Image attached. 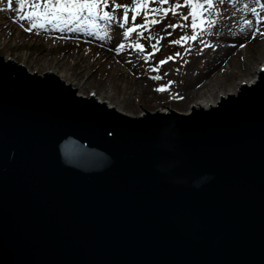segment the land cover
Segmentation results:
<instances>
[{
  "label": "water",
  "instance_id": "water-1",
  "mask_svg": "<svg viewBox=\"0 0 264 264\" xmlns=\"http://www.w3.org/2000/svg\"><path fill=\"white\" fill-rule=\"evenodd\" d=\"M16 66L0 57V264H264V88L133 119Z\"/></svg>",
  "mask_w": 264,
  "mask_h": 264
},
{
  "label": "bare ground",
  "instance_id": "bare-ground-1",
  "mask_svg": "<svg viewBox=\"0 0 264 264\" xmlns=\"http://www.w3.org/2000/svg\"><path fill=\"white\" fill-rule=\"evenodd\" d=\"M117 2L128 3L131 6V0H117ZM245 3L250 7H256L254 0H237L236 3H228L226 0L225 5H220L221 15L215 28L209 29L204 34L203 38H206L204 52L197 53L198 57L196 58L194 55V57L189 56L187 63L184 66L182 65L179 76L176 78L181 81V84L178 85L177 82L175 84L180 91V95L184 99L204 97L203 101H198L192 106L207 109L212 105H217L219 98H225L226 95L230 94H238L243 83L246 85L253 84L261 71H264V34H261L264 33V24L255 23L253 18L255 14L243 8ZM15 5L19 7L16 0ZM152 6L155 7V4ZM0 9H2L0 10V55L5 61L10 60L11 64H16V67L22 64L25 70L37 75L42 74L39 71L44 67L48 68L46 71L60 68L63 74H56L60 75L59 77L64 82L68 83L71 78L78 81V83L69 82L68 84L76 88L79 94L84 90H89L88 83H91L89 80L96 78L97 73L101 71L110 73V76L114 72V76L111 78L118 81L117 87L121 83H126V92L131 86V82L133 85H137L134 92L137 95L153 92V83L150 82V79L155 74L153 69L158 67L154 62L157 52L150 59H145L147 53L153 52L152 43L148 42L149 39L147 41L145 31L144 37H141L139 35L141 30H139L137 35H133V43L128 45L124 44L125 38L120 35V31H124V28H119L115 21H113L112 26L110 25V33L107 36L104 35V25H101V31L87 27L75 30L78 27L75 23L65 26L63 30L49 26L46 29H35L29 32L26 29L30 27V24L19 19V12L15 13L8 9L7 0H0ZM257 10L260 11L259 8ZM121 14L122 12L116 13L119 17H122ZM142 19V17H137L136 22ZM245 19L252 20L254 25H245ZM255 28H260V33H257ZM136 43H143L145 52H139L131 47ZM120 44H124L125 47L121 49ZM206 45H211V47H206ZM251 50L254 52L253 55H249ZM239 53L248 55L249 64L247 65L245 61L247 55H244V58L242 57V65L247 66L243 70L239 69L238 63L231 66L230 62L231 57L237 56ZM140 66L145 70L141 69L137 73L136 69ZM97 68L98 70H96ZM140 73L142 76L139 75ZM233 74L237 78L235 86L229 90L222 89L227 84L220 83L219 80ZM44 78L45 74L42 79ZM84 79L86 82L81 83ZM218 87L221 88L220 91L217 89L212 92L211 89ZM98 89L102 91V88L99 87ZM106 93L108 94L104 97L97 93L81 95L94 97L133 119L144 117V115H147V111L156 114L160 110V113L171 114V110H173L185 116L192 113V111H185L186 113L191 112L186 114L183 111L169 107L170 110L165 107L155 110L145 109L140 114L132 115L119 107L121 105L120 101H113L114 99L117 100L114 95L109 92ZM117 93H120V91L118 90ZM166 94L167 92L163 96H166ZM130 96L134 98L132 91ZM174 101L179 102L180 100L176 98Z\"/></svg>",
  "mask_w": 264,
  "mask_h": 264
},
{
  "label": "snow or ice",
  "instance_id": "snow-or-ice-1",
  "mask_svg": "<svg viewBox=\"0 0 264 264\" xmlns=\"http://www.w3.org/2000/svg\"><path fill=\"white\" fill-rule=\"evenodd\" d=\"M228 3H236L237 0H227ZM256 7H250L247 3L243 4V8L250 13L255 14V23L264 24V0H254ZM18 4L19 19L21 21H30V27L26 31L35 29L59 28L63 30L65 26L77 24L75 30L81 28H93L101 31L100 22H104V28L115 21L119 28H125L130 22L131 26L127 27L123 35L131 36L139 31V35L144 37V31L153 25L161 23L160 16L167 17L169 13L179 17V22L168 24L167 28H186L191 30V35H182L178 39L170 41L173 45H180L189 41H196L209 29L215 28L217 21L221 15L220 5H225L226 0H131V6L128 3H119L117 0H16ZM157 5L153 7L152 5ZM161 5H169L161 7ZM9 10L13 7V0H7ZM260 9L258 11L257 9ZM182 9H188L187 13H182ZM2 10V9H0ZM122 12V17L116 13ZM137 17L143 18V23H136ZM245 25L253 26L254 22L245 19ZM165 29V30H166ZM260 33V28H255ZM264 34V33H261ZM171 35V33H167ZM161 37L160 39H163ZM148 39H153L148 37ZM243 46V45H242ZM119 47L123 49L124 44ZM132 48L139 52H145L143 43L131 45ZM211 47V45H206ZM153 52L147 53L145 59H150L156 51H159L156 44H152ZM181 56L180 52H176L174 56H167L164 60L159 61V65H164L170 60H174ZM153 71H159L154 68ZM161 76H153L154 80H161ZM175 81H168L167 84L160 85L157 91L165 92L170 90ZM256 88H264V80L255 83Z\"/></svg>",
  "mask_w": 264,
  "mask_h": 264
},
{
  "label": "rangeland",
  "instance_id": "rangeland-1",
  "mask_svg": "<svg viewBox=\"0 0 264 264\" xmlns=\"http://www.w3.org/2000/svg\"><path fill=\"white\" fill-rule=\"evenodd\" d=\"M181 2H182V0H181ZM168 6L169 5H165V7H168ZM15 8H18V7L15 5ZM187 11H188V9H182V13L186 14ZM168 17H169L168 21L165 24L160 25L157 28V32H159L160 37H164L162 39V42L160 43V50L161 51L157 57H158V59L161 58L164 60L167 56H170V55L174 56L176 52H180L181 56L174 59V60L168 61L166 64H164L160 67V71L158 74H159V76H161L163 78L161 80H154L153 92H151L149 94L142 93L140 95H137L136 93H134L137 85H133L132 82H131V86H129V88L126 92L125 91V84L126 83H121L120 86L117 87L118 81L114 80V78H111L112 76H114V72H112L111 73L112 76H110V73H105V72L101 71V72L97 73L98 75L96 76V78H94L93 80H89L91 82V83H88L89 90L88 89L84 90L81 94L86 95V94H90V93H92V94L97 93V94L104 97V95L108 94L106 92H109L110 94L114 95L117 98V100L114 99L113 101H120L121 105L119 107H121L128 114H132V115L140 114L145 109H147V110L162 109V108H165V106L185 112V111H188L192 107V105H195L196 102L203 101L204 97L201 98L202 96L201 97L186 98L184 100L181 99L182 101L180 100L179 102L174 101L176 98L179 99V98L183 97L180 95V91L176 87L177 85H175L177 83H178V85H180L181 81H178V79H176V78L179 76L180 69L187 63L188 57L193 56V54L196 53V48L200 45V43H199L200 37L196 41H189L186 43L182 42V44H180V45L171 44L170 43L171 40L178 39L182 35H191L192 33H191L190 29H186V28H178V29L167 28L166 29V26L168 24L179 22L178 16H173L171 13H169ZM169 32L171 33V35H167V33H169ZM251 54L252 55L254 54V52L252 50L249 52V55H251ZM244 55L246 56L247 54L239 53V54H237L236 57H234V58L231 57L232 58V59L230 58L231 59V61H230L231 66H234L235 63H238L240 70L247 68V66L242 65V62H241V60H243V58L245 57ZM194 56H195V58L198 57L197 55H194ZM245 61H246V65L249 64L248 63V55L246 56ZM24 63L27 64L26 61H24ZM107 68H109V66H107ZM233 68L236 70L235 67H233ZM46 70H48V68L44 67V69L40 70L39 73H43ZM51 70H53L52 72H55L57 74H61V73L63 74V72H62V70H60V68L51 69ZM96 70H98V68ZM235 70H233V71H235ZM254 77L255 76L253 75V78ZM68 81L72 82V83L73 82L78 83L77 80H74L72 78L69 79ZM168 81H175V83L171 86L170 90H168V93L166 94V96H163V93L158 92L156 87H159L160 85H163V84H167ZM235 81H237V78L234 76V74L231 75L230 77L221 78L219 80L220 83H223V84L226 83L227 84L222 88V89H226V90H229L230 88L234 87ZM84 82H86L85 79L81 81V83H84ZM99 87L102 88V91H99V89H98ZM80 89H78V90L80 91ZM217 89L219 90L221 88L218 87V88L211 89V90H212V92H214ZM118 90L120 91V93H117ZM173 90H175V91L173 92ZM131 91L133 92L134 98H132L130 96ZM114 104H116V103H114Z\"/></svg>",
  "mask_w": 264,
  "mask_h": 264
}]
</instances>
